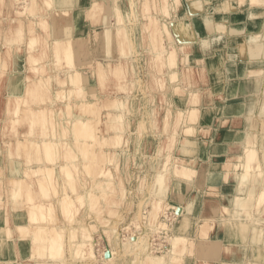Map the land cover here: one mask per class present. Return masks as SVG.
<instances>
[{
    "label": "bare ground",
    "instance_id": "bare-ground-1",
    "mask_svg": "<svg viewBox=\"0 0 264 264\" xmlns=\"http://www.w3.org/2000/svg\"><path fill=\"white\" fill-rule=\"evenodd\" d=\"M251 1L253 2V0ZM43 2L46 4L51 3L47 6L50 12L38 13L37 15L33 13L34 10L38 9L36 0L29 2L27 7L29 11L23 10V12H18V20L20 21L17 30V34L19 35L18 42L25 41L23 38L25 34L23 23L25 21L22 22V20H25L24 17L29 16L28 18L30 19L31 14H34L33 16L36 15L33 20H29V31L32 36L29 39L28 45L32 53H29L31 54L30 60L32 64L26 67L25 70L20 69V59L22 57L21 44H14L12 41L6 40L3 42L9 43L4 57L6 58V62L10 60L12 71H7L9 80L5 94L9 112L1 118L3 123L1 125L3 129L7 130L9 135L2 136L3 143L0 142V154L3 153L1 155L7 158L5 161L1 158L3 162L0 163V174H8L6 175V180L0 179V188L5 187L8 192L7 202L5 197L0 198V217H5L9 220L8 214L11 211L9 207L12 204L14 212L16 211L15 222L19 241L25 243L29 239L32 240L36 247L34 248L35 255H38L34 259L24 260L17 264H99L101 258H104L105 262L110 264H127L128 261L131 264L132 262L133 264H181L182 262L185 264V262L187 263V259L190 261V258L185 259L184 257L189 244H191L193 249L194 247H199L202 250V245L198 246L195 237H193L197 226H200V230L204 231L205 238L209 240V232L216 223H230L231 227L227 228V230L232 235L237 234L239 237L242 236L244 240L250 237L249 232L252 233L254 235L253 247H256L254 252H257V254L254 256L255 260H248L246 263L264 264V188L261 189L262 185L259 182H264V133L248 132L247 144L245 145L247 156L239 157L241 159L238 158L235 162H231L230 160L225 162L224 167L228 170V173L231 169H237L236 171L239 172L237 179L241 181L242 186L239 191L243 190L239 193H243L229 198L228 205L221 202V206L219 204L218 207L216 206L217 202L214 205L216 208L213 207L214 214L209 216L210 218L205 219L200 214L199 208L203 204L201 201L206 192L204 193V189L198 190V186H193L194 191L190 195H179L178 205L167 199L168 185L172 177L174 182L175 180L177 181L178 186L183 187L186 183L191 184L196 176H193L191 173L189 182H183L181 181L183 178L176 175L170 177L165 171L166 168L164 166L165 169L162 167L163 169L160 171L161 175H157V172L153 177L155 180L157 178V186L162 195L149 198L151 209L145 210L146 208H144L141 211L142 215H146V211L149 210L150 221H155L153 224L149 223V219L142 215L136 216V202L139 201L138 205L142 206L143 203L148 201L147 197L143 200L144 193L141 192L140 196L135 198L131 194L132 191L121 185L118 190L121 192H117L121 193V195L126 194L127 197L124 201H127V204L132 195L130 203L134 202V206L132 211L129 212L128 218L122 219L123 222L118 223L117 228L115 223L118 219L116 217L112 223L106 225L108 229L105 230L110 233V235L106 236L115 249L104 250L98 253V249L96 251L98 243L96 234L94 235L95 237L93 233L89 234V237L92 236V238L85 239L86 232L84 231L86 230V224L84 223V219L92 220V218L103 217L106 220L108 213L112 214L111 211L114 205H109L107 200L113 189L112 184H114L113 187L119 185L117 181H113L116 174H114L115 170L111 165L112 162L118 164V159H124L126 156L131 157L130 138L127 136L128 132L122 127L127 122V116H129V119L135 117L134 111H130L132 116L130 113H127L131 101L136 98V96L131 94L132 90L130 86L137 95L140 93L144 94L142 76L139 74V59L145 57L150 62L164 63L162 57L165 56L174 65L179 47H187L188 44L182 43L177 46L173 40V34L171 35L168 26L162 21L168 38L174 42V49H165L164 44L166 43L164 42L163 44L160 40L161 48L158 45L159 50L156 53L153 52L152 48L146 47L134 54L131 42L134 39L141 41L140 27H143V30L145 29L144 32L149 37L148 41L151 37L153 41L155 40L156 34L154 30L155 26H157V21H160L159 16L156 13L150 14L151 16H148V19L151 20H149L150 22L143 20L144 22L137 23L133 30H129V25L124 21L123 15H120L121 13L119 14V19L117 17V21L111 26L110 24L112 23L108 21L109 17L106 14L104 16L106 24H103L102 28L103 40L108 41V43L109 41L116 40L128 43V50H124L126 47L121 49L120 61L116 62L115 57H112L110 51H108L104 59L93 61L87 69L88 73L84 74L82 69L74 65L75 56L71 48L74 36L71 35L67 39H63L64 41L59 39L54 41L53 44L56 50L54 62L51 60L42 64L38 60L40 58L37 55V46L41 42L40 39H42L38 31H46L48 33L49 18L60 17V21V19L72 17L71 21L75 20L77 24L79 23L82 26L81 21L86 16L90 19L97 16L103 19V15L108 10L107 7H109L107 6L108 3L105 5L104 2L97 3V1L89 4L88 7L83 5L76 8H55L53 0H44ZM261 2H264V0H261ZM101 11H104V13L100 16ZM109 11L110 7L108 10L110 14L111 11ZM134 31H136L135 37L133 36ZM75 38H77V41L80 40L79 37ZM13 56L14 63L12 62ZM183 56H185L184 63L182 64L183 72L188 69L195 70L200 65V61H203V64L205 62L203 56L196 57L192 53H184ZM126 59L127 62L124 61ZM61 63H67L64 76L56 74L60 71L57 68L60 67ZM173 65L170 66L173 67ZM180 70L181 64L177 63L175 64V68L170 70V72L173 71V74L177 73L178 75ZM26 71H30L35 76L30 77ZM149 72L148 79L152 85L161 80L152 71ZM120 76L125 78L126 76L131 77L128 84L124 85L122 81V85L118 88L125 94L115 97L110 96V93L115 90L116 82L113 79ZM173 77L175 76L173 75ZM93 79L98 84H105L109 81L112 87L107 88L106 92L96 93L89 91L87 89L88 85L85 82ZM177 83H179L177 80L173 82L172 91L183 89ZM196 92L195 90V95ZM129 93L130 95H128ZM191 93H193L192 89ZM27 94L31 97L34 96V99L28 100L27 97H24ZM164 94L171 96L169 91ZM164 97L169 99V102L164 103L167 111L165 115L167 120L172 117L173 113H176V117L174 116L173 120L177 118V122H179L180 127L183 129L193 132L203 127L196 123L199 117V108H201L199 105L195 107L192 104L187 105L186 109H184V106L178 107V104H176V107L173 108L170 102L171 97ZM96 100H103V103L100 104L106 105V111H97V107L95 106L99 108L100 104ZM49 102L64 104H62L61 108L57 109L54 105L49 104ZM184 105L186 106V103ZM154 107L152 108L154 109ZM262 107L264 113V95ZM99 112H101V115L106 114L108 122L107 125L101 124L97 128L98 126L96 125L101 123V116L98 115ZM155 113L150 112L154 119V125L157 120ZM21 121H23V124L19 125L18 123ZM149 123V120H144L140 121L139 125L142 127ZM165 123V129L171 128L169 121ZM171 124H173V121ZM101 133L104 134L102 137L99 135ZM142 136L143 132H139L135 139H140ZM170 136H172V133L169 132L166 137L169 138ZM259 136L260 143L258 142V146H256ZM190 139L192 141L194 138L190 137ZM189 146L186 145L185 151H193L192 153L195 154H191L193 155L192 157L188 156L190 159L187 160L199 164L200 161L194 144ZM72 150H74L73 153L69 152ZM61 156L64 158L61 159ZM99 159H104L105 164L101 170H97V179L93 181V177L89 176L90 172L88 170L95 163L98 162L97 164H99ZM158 161L159 159L157 158L156 163ZM156 163L155 165H157ZM110 165L111 167H109ZM201 165L203 164L201 163ZM238 165L243 166V168L238 169ZM197 167H190L189 172L194 171L197 173ZM122 172L124 173V170ZM185 172L188 173V171ZM261 173L262 175L260 176ZM57 175H60L65 180L63 185L58 184ZM30 178L33 179L29 181L28 179ZM256 189H259V192L257 191L258 194L254 192ZM178 192L181 193L180 190ZM10 199L13 203L10 202ZM121 199L119 194L117 201L121 202ZM168 206L172 207L173 211L170 212V207ZM221 207L224 212L222 215L219 213ZM91 209H95V211H91ZM156 209H160L157 216L154 213ZM185 209L189 212V218L183 221L184 218H187L185 216ZM96 210L97 212L101 211L107 214L102 216L100 215L101 212L97 213ZM195 210L198 212L196 215H194ZM163 211L165 212L163 213ZM125 214H128V210L125 211ZM133 216L138 218L135 224H133V219H130ZM193 221H196V224L192 226ZM8 229V226L7 228L0 227V231H3V234L7 232L11 235V230ZM71 232L76 237L77 248L72 246L75 250L73 249V256L69 259L66 257L64 246L66 242H71V238L69 239ZM102 234L104 233L98 235ZM232 235L229 234V239L232 238ZM157 238L161 239V243L157 244V240H155ZM214 238H210L213 243L216 242ZM155 251H159V253ZM204 264H208V262Z\"/></svg>",
    "mask_w": 264,
    "mask_h": 264
},
{
    "label": "crops",
    "instance_id": "crops-1",
    "mask_svg": "<svg viewBox=\"0 0 264 264\" xmlns=\"http://www.w3.org/2000/svg\"><path fill=\"white\" fill-rule=\"evenodd\" d=\"M5 1L6 6L12 2V0ZM29 1L32 2V0ZM36 1L38 3V9L34 10L33 13L37 15L38 13L50 12L46 3L43 2L44 0ZM95 1L97 3L104 2L105 5L108 3L107 6L115 3H121L126 7L129 5L128 0H53L55 8H76L83 5L88 7L89 4H93ZM158 3V12L156 14L159 16L160 23L162 24L163 21L168 26L171 35L173 34L172 37L176 45L179 46L182 43H187V48H190L187 53H192L196 57L203 56L205 58L203 65L193 70V72L191 71L190 79L186 81V87L181 89L185 92L184 95L172 91L170 79L167 78L166 81L170 94L172 92L174 99L176 96H179L176 98L175 103L184 96L183 100H186L184 102L186 103L184 109H186L187 104L195 105V100L199 96L196 104L201 108H199V117L196 123L203 126L197 131V136L192 139L194 144H196V152L198 153V159L200 161L197 167V173L195 174L196 177L191 184L186 183L183 186L184 189L181 190V193L178 192V189H173L174 179L172 177L169 183L168 197L171 202L178 205L179 195H190L194 191L193 186H198V190L204 189V193L205 191L206 193L202 198L201 202L203 204L199 208V211L202 217L206 219L214 214L213 207L217 202L216 206L219 207V204L221 206V202L227 204L229 198L243 193H239L243 191H239L240 187H242L241 181L237 179L239 172L231 169L228 173V170L224 167L225 162L227 160L235 162L238 156L245 152L248 132L257 134L264 133V113L262 107L264 95V5L254 4L251 0H245L243 4L237 3L236 0H227L229 10L223 12L218 11L217 8L224 5L226 0H158ZM109 7H107L108 10ZM113 8L110 7V14ZM108 10H106V14H108L110 19L108 21L115 23L116 17L110 15ZM1 13L0 50H4L5 45L2 43L5 40L12 41L14 44L20 43V46H22L20 69L25 70L26 67L32 64L30 60L32 53L28 45L29 39L32 36L29 31V20H33L36 15L33 16L34 14H31L30 19L27 16L24 17L26 19L22 20V22L25 21L23 23L25 26V34L22 36L25 41L18 42L19 35L17 34V30L20 25V21L18 20L19 15H17L16 10H8L7 12V8L5 7H3V15ZM59 18H49L50 25L48 33L46 31H41L42 33L38 31L42 39H40L41 42L37 46V55L40 58L38 60L42 64L50 62L51 60L54 62L56 57L54 41L67 39L71 35L74 36L72 38L74 41L71 45L75 56L74 65L82 69L84 74L88 73V65L97 59H104L108 51H110L112 57H115L116 62L121 60L122 48L118 47L115 41L112 46H109L103 40L102 28L103 24H106L104 17L103 19L101 17L90 19L86 16L81 21L82 26L79 23L77 24L75 20L71 21L73 19L72 17L63 20L60 19V21ZM100 20L101 24L98 23ZM127 25H129V30H133L137 24H131L129 22ZM132 25L133 27H130ZM139 32L140 35H143L142 27H140ZM96 33L98 39H101L100 43L99 40L95 42L93 39ZM135 34L136 31L133 33L134 37ZM75 37H79L80 40L77 41ZM165 37L168 40L166 35ZM87 39H90V43H87ZM145 47L141 39L132 48L135 54V52H140ZM125 49L128 50L127 47ZM182 55L180 53L178 59L181 66ZM124 61L127 62V59ZM12 62L14 63V56L12 57ZM139 64L142 76L147 80L148 66L144 59H139ZM9 65L10 72L12 71L11 62ZM66 68L67 63H61L57 70H60L59 73L61 75L66 71ZM26 72L30 77L35 76L30 71ZM5 76L0 83V119L9 112L6 107L5 95L9 75ZM85 84L88 85L87 89L89 91L98 93V82L96 80L87 81ZM191 89L193 93H191ZM195 90L197 91L196 95L194 93ZM161 92L159 93L156 87L154 93H151L156 100V104H154L156 109L160 107L157 102L158 100L160 101ZM119 94L121 92H118ZM132 95L136 96L135 99L138 102L134 103V109L137 108L140 111L144 103L147 101L150 103L149 94L142 95L140 93L137 95L134 91ZM110 96L113 95L110 94ZM138 99L142 101V105L139 104ZM49 104L54 105L57 109L63 106L62 103L49 102ZM150 104H147V108L143 106L144 109H150L149 115L153 109ZM165 111V109H162L161 116L166 114ZM149 121L150 123L153 122L152 117H150ZM1 128L0 125V142L2 141ZM160 129L163 130V124ZM205 130L208 132L206 135L202 133ZM258 142L260 143V136L256 146H258ZM143 143L145 142L142 141V138L139 141L132 140L130 142V153L133 147L137 150L138 146ZM160 146L161 141L155 146V150L159 151ZM177 147L178 145H176ZM1 154L0 163L3 162V159L4 161L7 160ZM187 159L190 158L188 157ZM209 161H212L214 164L213 169H204L201 163L203 164L205 162L208 164ZM6 175L8 174L4 175L1 173L0 179L6 180ZM263 188L264 186L262 185L261 189ZM133 189V196L137 198L139 196L137 188ZM258 190L256 189L254 192L257 193ZM7 196V190L5 187H1L0 198L5 197L7 202ZM10 202L13 203L11 199ZM9 209L11 210L8 214L9 220L5 217H0V227L7 228L8 226V230H11V235L6 231L4 234L3 231H0V263L17 264L24 260L34 259L35 256H38L35 255L34 248L36 247L30 239L25 243L19 241L15 222L16 211L14 212L12 204ZM219 213L221 215L224 214L222 207ZM196 214H198L197 210H195L194 215ZM247 223L250 225L249 222ZM229 227H231L230 223L214 224L209 232V237H215L214 239H216V242L213 243L210 238L209 240L205 238L204 231H201L200 226H197L193 237H195L198 246L202 245V250L200 251V248L196 247L198 251L190 257V264H204L205 262H208V264H247L246 262L248 260H255L256 258L254 256L257 252H254L256 247H253L254 235L249 232L250 237H248V242H246L247 240H244L242 236L239 237L235 233V235H232L227 230ZM229 234L232 235L231 239H229Z\"/></svg>",
    "mask_w": 264,
    "mask_h": 264
},
{
    "label": "rangeland",
    "instance_id": "rangeland-1",
    "mask_svg": "<svg viewBox=\"0 0 264 264\" xmlns=\"http://www.w3.org/2000/svg\"><path fill=\"white\" fill-rule=\"evenodd\" d=\"M128 1H129V5L127 6L128 8L126 6H123L121 3H119V4L115 3L113 5H109L111 8L114 7L113 10H112L111 15L112 16L114 15V17H116V21H117V17L119 19V16L123 15V18H124L125 22H127V23L132 22L131 24H134V22H135L137 24L138 22L141 23V22H144L145 20L149 21L150 19H148V16L150 17L154 13L158 12V4H159L158 0H128ZM29 2H30L29 0H19V1L18 0H12V2H10L9 5L7 4V6H6L5 5L6 1L5 0H0V9H1L0 11L3 13V7H5V8H7V12H8V10H16V13L18 15V12H23V10L29 11V9L27 8ZM252 3L260 5V6L264 5V2H261V0L255 1V2H252ZM50 4L51 3L46 4V5L49 6ZM103 13H104V11H101V14H99V15L101 16V15H103ZM24 14H26V13H24ZM105 15H106V12L104 13L103 17ZM27 18H28V16H27ZM156 20H158V19H156ZM152 21H154V19H152ZM98 23L101 24L100 21ZM111 25H114V23L110 24V26ZM142 30H143V27H142ZM144 31H145V29L142 31L143 32L142 43H143L144 47L145 46L146 47H150V48L153 49V52L156 53L157 50H159L158 45L161 48V45H160V40H161L163 42V44H164V42L166 43V44H164V48L165 49H169V50H173L174 49V42L172 41V39L170 40L168 38V35H167L165 29L163 28V25L160 23L159 20L157 21V26H155V30H154L155 34H156L154 41L152 40V37L148 41L149 37L146 35V33ZM165 35L167 36L168 40L166 39ZM90 39H87L88 40L87 43H90ZM93 39H94L95 42H98V40H99V43H100L101 39H98L97 33L95 34ZM145 39H147V40H145ZM104 41H105V44H107L109 46H112L113 43H114V41H109V43H108V41L106 43V40H104ZM137 41H138V39L137 40L134 39L131 42V46L133 47L135 45V43H137ZM110 43H112V44L110 45ZM115 43L120 48H124V47L128 46V43H122V42H120L118 40H116ZM2 44L5 45V47H4V50H2V51L0 50V76H1L0 77V83L2 82L4 77H6L5 75H7V71L9 72L8 69H10V65H9L10 64V60L6 62V58L4 57L5 52H7V46H8L9 43H2ZM154 44H156V45H154ZM189 49L190 48H187L186 46H180L178 51L176 50L177 51V53H176L177 54V59H176V63L175 64H177V63L180 64V61L178 60L179 56H180V53H182V54L185 53L186 54ZM184 57L185 56L182 55V61H181L182 64L184 63ZM162 58H163V62L164 63H162V62L157 63V62H154V61L150 62V60L148 61L147 59H145V57L141 58V59H144L146 65L148 66V68H147L148 69L147 70V76H146L147 80H146V78H144V76H142L141 67H140L139 74H141V76H142V82H143L142 84L144 86V94H146V95L149 94L150 95L149 102L151 104L148 103V101H147L146 103H144L142 105V101H140L138 99L139 104L142 105L141 109L139 111L137 108L134 109V103L137 102L136 99L131 101V104H130V107H128V110H127L128 112L127 113H130L131 116H132L131 112L134 111V113H136L135 117L134 118L132 117L131 119H129V116H127V118H126L127 122L122 127L128 132L127 136L130 138V142L132 140H134V141L138 140L139 141L140 139H135V138L137 137L139 132L140 133L143 132L142 141L145 142L146 144L143 143V144L139 145L137 150L135 149V147H133V150L130 153L131 157L130 156H126L124 159H118V164L114 163V162H112V164H111L112 167H114V170H115L114 174H116L115 178L113 177L114 178L113 181H115V182L117 181V183L119 184L116 187H113L114 184H112V188L114 190L112 189V192L109 195V199L107 200L109 205H111V206L114 205V208L113 209L111 208L112 209V211H111L112 214L108 213V216H107L108 218L106 220H104L103 217L97 218V219L96 218H92V220H90V219L85 220L84 219V223L86 224V230L84 231V232H86L85 239L87 240V239H90V237L92 238V236L89 237V234L93 233V236L96 234L95 236H96V239L98 240V243L96 245V251L98 249V251H97L98 253L102 252L104 250L108 251V250L114 248L113 244L110 243V241L108 240V237L106 236V235H110V233L106 232V230H105V229H108L106 227V225H109L110 223H112L113 219H115V217H116L118 219V221H116V223H115L116 224V228H117V225L122 223L124 219L128 218V216L130 215L129 212L132 211V208L134 206V202L130 203L131 200H132V195H134V189L133 188H137L139 196H140L141 192L144 193L143 194V200L146 197L148 198V201L146 203H143L142 206L138 205L140 203L139 201L136 202V207H135L136 211H137L136 216L139 217V215L140 216L142 215L141 211H143L144 208H146L145 210L151 209V201L149 200V198L153 197L152 192H155V196L154 197H156L157 195H159V196L162 195V192L159 190V188L157 186V182H158L157 178L155 180L153 177L155 176V174L157 172H158L157 175H161L160 171L164 168V166L166 168V169L164 168L165 171L167 172V174H169L170 177H172L173 175H176L177 177L183 178V179H181V181H183V182H189V178L191 177V173H192L193 176L196 174V172H194V171H192V172H189V171H190V167H192V166L193 167H197L198 166L197 162H194V161L193 162H189L187 160V158H186L188 156L192 157L193 155H191V154H195V153H192L193 151L192 152L191 151L190 152H186L185 150H186V145H188V147H190L189 145L192 146L194 144V142L191 141L190 137L195 138L197 136V131L195 130L193 132H190L189 130H186V129H183L182 127H180L179 122H177V118L175 120H173V117L174 116L176 117V115H175L176 113H173L172 117L169 120H167V118L165 117L166 114H164V116H161L162 109L166 110V107L164 106V103L169 102V99H166L164 96H167L168 98L171 97L170 102H171V106H173V108L176 107V104H178V107L185 106V105H182L185 102V100H183L184 96L182 97V99H179V101H178L179 103L178 102L175 103L176 98L179 97V96H176L175 99H174V97L172 96V92H171V96L164 94V93H167L169 91V88L167 87L166 79L167 78L170 79L172 84H173V82L175 80H177V82H179L177 84L179 86L183 85V86H181L183 88V87H186V85H187L186 81H188L190 79V74H191V71L193 72V70H189L188 69V70H185L183 72L182 66H181L180 73L178 75H177V73L173 74V71H171L172 72L171 73L170 70H173V68H175V64L173 65V63L169 62L167 57H165V56H163ZM170 65H173V67H171ZM201 65H203V61L202 62L200 61V65L199 66H201ZM176 67H178V66H176ZM87 68H89V65L87 66ZM149 71H152L154 75L156 74L157 76H159V78H161V80H158V82L155 85H152L150 80L148 79L149 78V74H150ZM56 74L59 75V76H64L65 75V73H63L61 75H60V73H56ZM173 75L175 77H173ZM177 76H178V78H177ZM124 78L125 77L120 76V77H116V78L113 79V81L116 82L115 83V90L112 91L110 94L113 95L114 97L118 95V92H121L122 95L125 94L121 90H119L118 88L122 85V83L124 85L128 84V82L131 79V77L130 76H126V78L125 79ZM123 80H125V82H122ZM106 85H108V86H106ZM111 87H112L111 82L108 81L105 84L104 83H102V84L99 83L98 86H97V89H98V92H106L105 90L107 88L109 89ZM156 87H157V91H159V93L162 91L161 93L163 94V96H162V94H160V101L158 100V102H157L158 106H160V107H157L158 109H156L154 107L155 106L154 104H156V100H155L154 96L151 94L153 91H155ZM7 88H8V86H7ZM130 89L132 90L131 91V94H132V92H134V90L131 88V86H130ZM175 92L180 93V95H184L185 94V92L183 90H181V89H176ZM115 93H116V95H115ZM121 94H119V95H121ZM128 95H130V93ZM24 97H27L28 100H30L31 98L34 99V96L31 97V96H29V94H27ZM161 97H163V98L161 99ZM194 97H196V96H194ZM198 98H199V96L195 100V105L192 104L193 107L197 106L196 102H197ZM185 99H186V97H185ZM96 102L100 104V103H103V100H99V101L96 100ZM6 104H7V100H6ZM62 104H64V103H62ZM147 104L148 105L150 104V106L152 105V107H154V109H152L151 112L153 114H154V112L157 113V114L155 113V116H156L157 120L155 121V125L152 122V123H150V125L147 124V125H143L141 127L139 125L140 121L141 122L144 121V120L147 121V120L150 119V117H153L152 114H150L151 116L149 115L150 109H144V108H147ZM143 106H144V108H143ZM6 107H7V105H6ZM95 107H97V111H101V112L102 111H106V108H107L106 105H104V104H100L99 108H98V106H95ZM142 108H143V110H142ZM101 112L98 113V115L101 116V118H100V122L101 123L96 125V126H98L97 128H99V125H101V124L102 125H107V122H108V118L106 117V114L101 115ZM165 112L167 113V111H165ZM2 117H4V115ZM152 120L154 121L153 118H152ZM166 121H169V126L171 128H166L165 129V125H166L165 122ZM172 121H173V124H171ZM1 124L3 125L2 120L0 119V125ZM18 124L19 125L23 124V121H21ZM162 124H163V130L160 129ZM2 125H1V127H2ZM1 130H2V136H8L9 135L7 133V130L3 129V127L1 128ZM174 130H175V133H174ZM4 132H5V135H4ZM169 132L172 133V136L167 138L166 136L169 134ZM202 133H205V135H206L208 132H207V130H205V132L202 131ZM6 134H8V135H6ZM99 135L102 137L104 134L101 133ZM1 140L3 141L2 138H1ZM160 141H161V146L159 148L160 150L156 151L155 150V146ZM143 145L144 146L147 145L146 146L147 148L144 147ZM176 145H178L177 148H176ZM194 148L197 151L196 144H194ZM73 151L74 150L69 151V152L73 153ZM10 155H12V153H10ZM197 155H198V153H197ZM246 156H247V151L245 150V152L241 153L238 156V158L239 157H246ZM63 158L64 157L61 156V159H63ZM157 158L159 159V161L156 163ZM239 159H241V158H239ZM78 160L80 162V158ZM99 160H100L99 164H97L98 162L95 163V165H93L92 167L89 168L90 170H88V171L90 173L87 172V173H89L90 177L91 176L93 177V181H95L97 179V176H96L97 170H101V168L104 167V164H105L104 159H99ZM155 163L157 165H155ZM111 165L109 167H111ZM213 165L214 164L212 163V161H209L208 164H206L204 162L202 167H204V169L205 168L213 169V167H212ZM183 167L187 168V170H185V168H183ZM73 168H75V167H73ZM237 168L238 169H242L243 166L238 165ZM123 170H124L125 175L122 172ZM184 170L188 171V173H186ZM261 175H262V173L260 174V176ZM32 179L33 178H30L28 180L31 181ZM57 181H58V184L60 183V184L63 185L65 183V180L63 178H61L60 175L59 176L57 175ZM259 182H260L261 185L264 186V182L263 181L262 182L259 181ZM121 185H123L125 188H128V190L132 191V193H131L132 195L130 196V200H129L128 204H127V201L126 202L124 201L125 198L127 197L126 194H122L121 195V193H118V192H121V191H118ZM168 187H169V185H168ZM173 189L174 190L178 189V190L181 191L184 188L178 186L177 185V181L175 180ZM119 194H120V197L122 198L121 202L117 201L118 198H119ZM184 196H186V195H184ZM7 199H8V196H7ZM167 199L170 201V198L168 196H167ZM263 199H264V197H263ZM168 207H170V206H168ZM139 209H141V210L139 211ZM97 210H99V209H97ZM97 210H96V212H97ZM127 210H128V214L126 215L125 211H127ZM158 210H160V209H158ZM158 210L156 209L154 211V213H156V216H157ZM91 211H95V209H91ZM169 211L170 212L173 211L172 207L169 208ZM99 212H101V211H98L97 213H99ZM146 212H147V214L146 215H142V216L147 218V219H149L150 218L149 217V210L146 211ZM164 212L165 211H163V213ZM106 214L107 213H103V212L100 213V215H102V216H104ZM185 214H186L185 216L187 218H184L183 221H186L189 218V212L187 211V209H185ZM134 216L132 218L130 217V219H133L132 220L133 224H135L136 220H138V218L134 217ZM111 217H112V219H111ZM150 219H149V221H150ZM154 222L155 221H150L149 223L153 224ZM89 223H90V226H89ZM91 223L93 225H95V226H93ZM195 224H196V221H193L192 226L195 225ZM90 229H91V231H90ZM77 231H79V230H77ZM193 231H194V228H193ZM101 233H104V234L98 235V234H101ZM126 233H128V232H126ZM69 239H70L71 242L70 243L66 242V244L64 246V250H65V253H66V257L71 259L72 256H73V253H74L73 249L75 250V248H77L76 237L74 236L73 232H71L69 234ZM155 240H157V244L161 243V239L160 238H157ZM164 244H166V243H164ZM72 246L75 247V248H73ZM172 250H173V245H172ZM72 251H73V253H72ZM197 251L198 250L196 249V247H194V249H193L191 247V244H189L187 246V253H184L185 259L190 258L192 256V254L196 253ZM200 251H201V249H200ZM155 252L159 253V251H155ZM132 257H133V255H132ZM100 260H101V262L99 261L100 262V263L98 262L99 264H106L107 263V262H105L106 260L104 258H101ZM190 261L187 259V263L185 262V264H190ZM107 264H110V263H107ZM119 264H121V263H119ZM127 264H131V262L128 261ZM132 264H133V262H132ZM181 264H184V263L182 262Z\"/></svg>",
    "mask_w": 264,
    "mask_h": 264
},
{
    "label": "clouds",
    "instance_id": "clouds-1",
    "mask_svg": "<svg viewBox=\"0 0 264 264\" xmlns=\"http://www.w3.org/2000/svg\"><path fill=\"white\" fill-rule=\"evenodd\" d=\"M236 2L239 3V4H243L245 2V0H236ZM253 2H255V0H253ZM217 10L218 11L227 12L229 10L227 0H226V3L224 5H221L219 8H217ZM152 195L154 197L155 196V192Z\"/></svg>",
    "mask_w": 264,
    "mask_h": 264
},
{
    "label": "built area",
    "instance_id": "built-area-1",
    "mask_svg": "<svg viewBox=\"0 0 264 264\" xmlns=\"http://www.w3.org/2000/svg\"><path fill=\"white\" fill-rule=\"evenodd\" d=\"M159 241V240H158Z\"/></svg>",
    "mask_w": 264,
    "mask_h": 264
}]
</instances>
